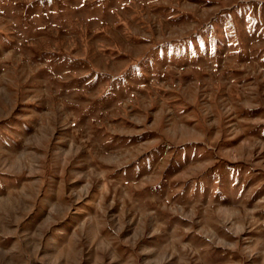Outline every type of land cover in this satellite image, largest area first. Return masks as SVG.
Listing matches in <instances>:
<instances>
[{"label": "rangeland", "instance_id": "rangeland-1", "mask_svg": "<svg viewBox=\"0 0 264 264\" xmlns=\"http://www.w3.org/2000/svg\"><path fill=\"white\" fill-rule=\"evenodd\" d=\"M0 264H264V0H0Z\"/></svg>", "mask_w": 264, "mask_h": 264}]
</instances>
